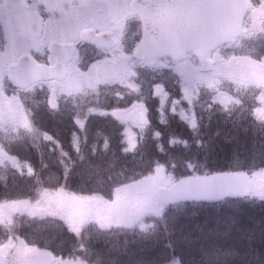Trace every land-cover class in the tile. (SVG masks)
<instances>
[{
	"label": "rangeland",
	"instance_id": "1",
	"mask_svg": "<svg viewBox=\"0 0 264 264\" xmlns=\"http://www.w3.org/2000/svg\"><path fill=\"white\" fill-rule=\"evenodd\" d=\"M88 1L79 0L78 6L83 5L82 9H91L94 2L89 5ZM126 1L128 3L130 0ZM9 4L8 0H0V34L5 39L8 37L11 42H16L20 38L19 35L39 28L38 6L35 7L36 9L26 8L22 0H18L16 5L9 6ZM98 4L99 2H95L94 6L97 7ZM58 20L60 21L55 24H60L62 28L65 26L66 32L69 31L68 34L62 36L66 39L84 25L79 20L69 21L66 17ZM245 28L246 33L234 45L240 44V41H249L247 49L233 51V45L228 50L227 46H224L225 49L221 48L211 52L209 57L215 63L230 65H212L208 72H201V65L187 63L184 65H124L129 61H136L132 58L131 52L122 59L119 58L120 62L125 63L119 65L122 74L120 80L115 82H105L94 75L97 62L90 61L94 55L87 57L83 65H70L68 76L64 81L37 86L29 95L16 91L10 85L5 91L7 86L0 79V110L19 111L21 110L19 100L21 106L25 100L27 109L24 111L29 118L37 112L38 116L43 114L44 116L40 117L45 126L48 124L52 127L50 135L53 137L62 134L70 126V124L64 126V123L54 115L58 112V115L68 113L70 116L71 114L72 118H69V121L73 131L70 135L66 131L68 137H64L65 150L76 152L82 146L85 136L79 137L81 132L79 130L86 124V118L91 113L100 111L90 106L102 103L107 94H131L135 100L139 101L136 107L144 104L149 110L151 106L156 110L158 118H161L159 127L162 129H156L155 132H147V129L151 128H147L150 123L139 130L125 125V131L120 133L123 141L122 146L119 147L120 150L129 154L138 153L142 148L137 146V142L151 140V146L155 148L157 156L150 161L155 167L149 174L139 180L121 185L117 194L121 199V206L126 207L124 224L127 230L125 233L131 235L104 241L96 239L94 243L92 242L98 246L95 250L99 251V254L103 252L105 258H111L107 260L109 264H264V186L262 183L264 167H261L264 165V150L262 152L253 151V148L245 144L251 137L248 129H252L251 133L255 139L261 132L260 128L264 127V47L262 46L264 44V0H252L251 13ZM14 48L19 50L16 45ZM8 55L7 50L2 54L4 57ZM196 61V58L189 56L182 62ZM236 61L237 64L234 63ZM4 74L5 65H0V78ZM137 78L138 82H135ZM131 79L134 82H131ZM223 81H227V84L221 86ZM171 84L172 87L168 86ZM245 88L247 90L243 91ZM143 89L149 91L151 97ZM212 89L219 91L217 94H210L208 91ZM202 90H207L205 92L208 97L205 104H200L195 113L194 100L198 94L202 93ZM8 92H10L9 95ZM242 93L246 96L248 104H251V111L246 110L241 116L246 117L248 122L250 121L245 124L247 131L243 130L250 137L239 136L238 129L233 133L227 129L228 125L238 122V114L235 111L231 117L232 120L230 119L227 123L226 118L232 112H224V109L240 104ZM253 93H256L254 98H252ZM171 95H178L175 103L170 102ZM12 96L13 104L10 98ZM146 96L151 102L146 99ZM223 97L228 99L227 104L222 102ZM197 101L198 99L195 103ZM205 108L206 110L213 108L217 114L206 117L203 111ZM115 109H123V107H116L112 110ZM150 115L153 116V114ZM174 115L177 116L180 124H187L189 129L185 134L164 132L170 117ZM0 117V122L6 124L10 122L8 118L2 115ZM121 117L118 115L114 118L125 121L126 118L123 115ZM36 118L34 117V121L37 123ZM30 122L34 134L39 133L37 126L32 121ZM221 127L224 128L215 133V130ZM157 132H163V135ZM44 133L39 134L48 137V131ZM7 134L4 133L5 136L0 138V164L10 165L14 168L16 175L33 176L34 170L26 160V154L19 152L22 147L19 146L16 153L22 155L17 159L23 162H17V159L9 153L11 150L9 148L17 146L16 141L19 134ZM99 137L96 135V138ZM32 140H35V137H32ZM2 142H8V146H4ZM48 150L50 153L55 152L52 144L49 145ZM144 151L146 152L147 148ZM175 152L181 155V159L176 160ZM104 154L109 157L110 150L103 149L96 155L99 157L98 162H102L100 170H103L105 174L109 166ZM192 155L199 156L205 164L207 163L205 158L209 156L210 168L196 166ZM94 156L95 154L89 153V161L93 162ZM238 158L241 161L237 160ZM231 159L236 168L240 165H249L250 168L260 166L256 169L237 170L248 171L253 179L254 188L248 200L218 208L197 204H181L173 208H163L156 200L155 192L158 187L169 186L178 178L191 174L215 173V163L219 165L220 162ZM201 160L199 166L202 167ZM195 170L199 173H193ZM187 171L190 172L189 175ZM173 173L181 174L176 176ZM108 176L115 178L117 175L111 174L106 177ZM52 191L55 190L45 189L44 196L40 199V202L48 204L45 209L50 215L44 219L47 223L59 222V215L75 211V208H70L72 199L63 192ZM93 194L101 195V193ZM107 196L112 198L110 201L116 200L111 192ZM12 203L7 201L3 205L9 206L14 214H21V208L28 204L27 201ZM0 212H5V210L0 208ZM61 219L65 221L63 216ZM20 226H22L21 222L18 227ZM38 232L37 238L42 241L45 236L42 227L38 229ZM54 242L58 243V240L55 239ZM68 244L64 243V245ZM3 247L0 248V254L4 253L2 252ZM19 256L25 258L23 263H17L16 256L10 261L13 264H75L68 257L54 256L38 248H34L30 254L25 253ZM29 258H32L33 263L28 261ZM90 262L88 264H98L97 261L90 260ZM0 264L7 263L0 258Z\"/></svg>",
	"mask_w": 264,
	"mask_h": 264
},
{
	"label": "flooded vegetation",
	"instance_id": "2",
	"mask_svg": "<svg viewBox=\"0 0 264 264\" xmlns=\"http://www.w3.org/2000/svg\"><path fill=\"white\" fill-rule=\"evenodd\" d=\"M8 1L10 3L9 6L18 3V0ZM130 1L127 3L126 0H89V5L92 2H99L98 6L95 7L93 3L91 9H82L83 5L78 6L79 0H39V4L38 0H22L26 8L36 9L35 7L38 6L37 12L40 18L39 28L34 29V31L31 29L19 35L20 38L16 42H11V39L8 37L5 39L0 34V65H5V74L0 79L7 86L5 91L10 85L16 91L25 93L26 91L30 92L37 85L45 84L36 83L28 87L25 91L20 90L16 83L10 80L9 74L7 73L8 68L12 65H17L22 58L28 57L33 61L32 63L37 65L51 66L57 63V53L65 57V51L68 48L74 49L72 60L67 64L68 73L70 65H83L84 60L90 55H94L90 61L92 63L97 62V66L107 61L114 62L116 65H123L125 62H120V59L127 54L129 55L131 52L132 58L136 61H129L124 65H184L186 63L191 65H204L199 62H182L171 59L170 61L153 58L148 59L142 46V24L139 18L132 12ZM64 17L68 18L69 21L76 19L84 24L80 27V30L74 31L73 35L68 36L67 39L62 37L69 33V31L66 32L65 26L62 28L60 24H55L60 21L58 19L61 18L63 20ZM88 34L94 36L99 43L95 44L89 38H86ZM14 45L18 46L19 50L15 49ZM5 50L9 52V55L6 57L2 56ZM234 63L237 64L238 62L236 61ZM211 65L230 64L216 62ZM130 81L133 82L132 79ZM52 82L54 81L47 83ZM9 94L10 92H8ZM171 96L170 102L175 103L178 95ZM10 98L13 104V96ZM146 99L151 102L149 97L146 96ZM206 99L203 96L198 99L197 103H195L196 99L194 100L195 113L200 104H205ZM138 102L131 94H107L102 103L90 106V108L96 107L100 110L94 111L90 116H95L96 124L112 123L119 133L125 131V125H130L132 128L139 130L151 123L150 126H147V128L151 127L147 129V132L162 129L159 127L161 125L159 124V119L161 118H158L156 110L152 109L151 106L147 110L144 104L136 107ZM19 107L21 109L19 111L11 109L5 110L6 112H4L0 110V115L10 120V122L7 120V124L0 122V131L14 130V133H16L15 131L24 133L28 129H33L30 121L35 124L34 117L39 116L34 114L32 118H29L26 111H24L27 109L25 100L22 106L19 100ZM116 107H123V109L112 110ZM203 111L204 113L215 112L213 108L208 110L204 109ZM134 114L141 116V118L135 117L137 122L133 119ZM150 114H153V116ZM118 115L120 117L123 115L127 120H109L111 116L118 117ZM87 120L88 117L86 118V122ZM179 122L177 116L170 117L164 132L167 134H185L189 128L187 124H180ZM20 177L23 178V176ZM120 187L118 186L111 191V194L116 198L115 201H110L112 198H109L107 195L71 192L70 199L72 201H70V208H75V211L61 214L58 218L61 227L68 230L70 245V254L68 257L75 264H88L91 263L90 260L97 261L98 264H109L107 260L111 258H105L103 252L99 254V251L95 250L98 246H95L93 241L96 239H102L100 241H104L110 238H121L122 236L131 235L125 233L127 230V226L124 224L126 207L124 205L121 206V199L117 195ZM29 204L40 207L39 199L37 202L31 201ZM0 208L5 210V212H0V248L5 246L2 251L4 253L0 254V258L6 260L8 264H12L10 259L14 257L15 247H18V243H15L13 237L14 226H17L19 222L25 219L29 222L35 221L37 218L34 219L25 213L14 214L10 210V207L6 205H0ZM42 209L45 212V209ZM62 216L65 221H62ZM179 256L182 258L181 255ZM30 261L33 263L32 260Z\"/></svg>",
	"mask_w": 264,
	"mask_h": 264
},
{
	"label": "water",
	"instance_id": "3",
	"mask_svg": "<svg viewBox=\"0 0 264 264\" xmlns=\"http://www.w3.org/2000/svg\"><path fill=\"white\" fill-rule=\"evenodd\" d=\"M163 11L158 9L151 15V0L132 2L144 27L143 47L147 58L171 56L179 59L187 52L196 54L205 64L201 71H209L211 65L205 59L208 51L237 37L248 10L247 0H163ZM176 11V9H182ZM170 12L169 14H166ZM158 13L161 23L154 14ZM168 27L171 32L168 34ZM95 44L99 42L90 34L86 36ZM73 48L65 51V57L58 54L53 66L37 65L24 57L17 65L9 67L10 79L20 87L27 88L38 81H62L67 76V63L73 55ZM120 71L112 62L103 63L96 75L105 80L115 79ZM226 103L227 98H223ZM138 114L133 115L137 122ZM264 182V181H263ZM252 191V181L247 172H224L210 175L190 176L177 181L170 187H159L157 199L165 206L176 203H219L228 199H246ZM24 212L32 217L41 215L36 207H25Z\"/></svg>",
	"mask_w": 264,
	"mask_h": 264
},
{
	"label": "trees",
	"instance_id": "4",
	"mask_svg": "<svg viewBox=\"0 0 264 264\" xmlns=\"http://www.w3.org/2000/svg\"><path fill=\"white\" fill-rule=\"evenodd\" d=\"M224 110L232 112V114H229V116L226 118L227 123L230 119L232 120L231 117L233 116L235 111H237L238 122H236V124H230L229 126H231V129L234 132L238 129L239 131L237 130V132L239 136L244 135L250 137V135L248 134H251L250 140L255 143L256 149L259 152H262L264 150V127H262V129L260 128L261 132L255 139L252 136L251 132L253 131L251 128L248 129L247 135L244 133V131H247L245 129V124L249 123L250 121L248 122L246 117H241L243 115L242 112H246V110L251 111V104L249 105L246 101V96L244 94L240 96V104L228 107ZM62 114H64L65 116H63ZM69 118H72L71 114L70 116H68V113H61V121L64 123V126H67L68 124H70L71 126ZM109 120L113 121L115 119L109 118ZM93 130H98L100 131V134L103 135L100 136V134H97L100 136L99 138L90 140L87 136L88 133H91ZM71 131L72 129L69 130L67 128V132L69 134ZM79 131H81V137L85 136V140L82 141V146L77 149L76 152L69 149H64V132L62 134H57L55 137H53L50 135L49 131V133L47 134L48 137L43 136L37 139L34 143L33 140H31V136L29 135L27 139L29 148L24 149L25 151L23 154H26V160L29 161L31 167L34 170L32 176L33 179L24 182L28 183V185L26 186L18 185L20 183V180L18 178V175H16L14 168H12L10 165L0 164V201L8 200V198L14 193L15 190L24 192L30 191L32 195L36 192L38 195L45 189H51L56 191L61 190V192H65L67 195H69L73 191H78L80 194H106L107 192L113 191V189L117 188L118 186L145 177L155 167V165L150 162L154 156H157L155 148L150 147L149 149L148 144L144 143L142 145V150H139L138 153L129 154L124 150H120L121 148H119L120 146L118 144L120 133L112 123L96 124L95 116H89L86 124ZM157 134L163 135V132H159ZM46 139L51 142L47 146L44 144ZM50 144H52L55 148L54 153H50V151L48 150ZM146 148L147 151L145 152L144 150ZM252 148L253 147H251V149ZM103 149L110 150L111 154L109 157L104 154V156L107 158V165L109 166L107 167L108 172L105 174L103 173V170H100V164L102 162H98L99 157L96 155L99 154L100 151H102ZM89 153L95 154L93 162L89 161L88 159ZM174 156L176 160L181 159V155L178 152H175ZM205 159L207 160L206 164L205 161L201 160L199 156H193V161L196 166H198L199 168H210V157L208 156ZM200 160L203 164L202 167L199 166ZM237 160L241 161L240 158H238ZM214 166V168H216L214 172L247 170L252 168L256 169L260 167L258 166L250 168L249 165H240L236 168V165L233 163V159L229 161L220 162L219 165L215 163ZM261 167H264V165ZM187 173L188 175L190 174L189 171H187ZM193 173L199 172L195 170ZM111 174L117 176L115 178H112L111 176L106 177L107 175ZM173 174H176V176H178L181 173ZM113 183H116V185H113ZM34 196H29L21 193L18 198H27L31 201L35 199ZM238 202L239 201L229 200L226 202V204L224 203L221 205H214V207H223L227 204H233ZM41 227L43 226L36 227L34 224H28L29 231L32 232L31 234H34L36 230L40 229ZM56 227H58L56 223L47 224L46 228H44L43 230V235L45 236H43L42 243L44 245L39 246L44 247L55 254H57L59 249H63L64 252H68L70 248L69 245H64V243L68 244L65 238V234L66 232H68V230H61L57 229ZM35 237L37 238L38 235H35ZM55 239L58 240V243L54 242ZM31 245H34L32 241L27 244V246Z\"/></svg>",
	"mask_w": 264,
	"mask_h": 264
},
{
	"label": "bare ground",
	"instance_id": "5",
	"mask_svg": "<svg viewBox=\"0 0 264 264\" xmlns=\"http://www.w3.org/2000/svg\"><path fill=\"white\" fill-rule=\"evenodd\" d=\"M229 126V125H228ZM224 127H221V128H218V129H214L215 130V133H218L220 130H222ZM227 129L229 130V131H231V133H233L234 131L231 129V126H229V127H227ZM66 131L67 130H65V132H64V134H65V138H67L68 136H67V133H66ZM97 134H100V131H98V130H93L91 133H88V138L90 139V140H94L95 138H96V135ZM68 135H70L69 133H68ZM101 135H103V134H100V136ZM66 140V139H65ZM247 146H250V147H253V151H255V150H257L256 149V145H255V143L252 141V140H249V142L247 143H245ZM263 149H264V145H263Z\"/></svg>",
	"mask_w": 264,
	"mask_h": 264
}]
</instances>
